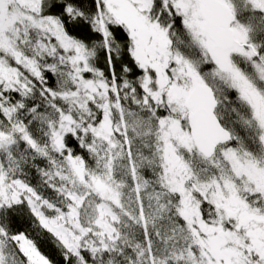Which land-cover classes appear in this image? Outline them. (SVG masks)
Instances as JSON below:
<instances>
[{
  "label": "snow or ice",
  "instance_id": "snow-or-ice-1",
  "mask_svg": "<svg viewBox=\"0 0 264 264\" xmlns=\"http://www.w3.org/2000/svg\"><path fill=\"white\" fill-rule=\"evenodd\" d=\"M0 264H264V0H0Z\"/></svg>",
  "mask_w": 264,
  "mask_h": 264
}]
</instances>
